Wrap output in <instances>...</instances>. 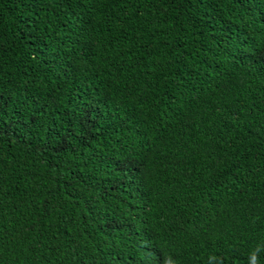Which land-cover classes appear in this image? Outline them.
Returning a JSON list of instances; mask_svg holds the SVG:
<instances>
[{
	"label": "trees",
	"instance_id": "obj_1",
	"mask_svg": "<svg viewBox=\"0 0 264 264\" xmlns=\"http://www.w3.org/2000/svg\"><path fill=\"white\" fill-rule=\"evenodd\" d=\"M262 244L264 0H0V264Z\"/></svg>",
	"mask_w": 264,
	"mask_h": 264
},
{
	"label": "clouds",
	"instance_id": "obj_2",
	"mask_svg": "<svg viewBox=\"0 0 264 264\" xmlns=\"http://www.w3.org/2000/svg\"><path fill=\"white\" fill-rule=\"evenodd\" d=\"M261 253H264V244L257 245L256 247L249 250L248 253V264H261L260 257ZM210 264H224L223 257H217L215 255L209 258ZM165 264H177V261L171 257H169Z\"/></svg>",
	"mask_w": 264,
	"mask_h": 264
}]
</instances>
